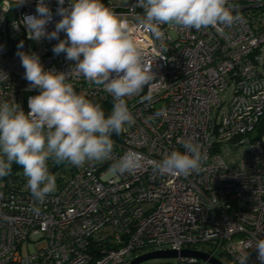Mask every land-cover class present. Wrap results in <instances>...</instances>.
<instances>
[{
	"label": "built area",
	"instance_id": "2783aa9c",
	"mask_svg": "<svg viewBox=\"0 0 264 264\" xmlns=\"http://www.w3.org/2000/svg\"><path fill=\"white\" fill-rule=\"evenodd\" d=\"M37 2L0 0V102L15 101L28 111V98L39 94L24 78L17 55L23 51L37 54L45 70L67 73L78 94L110 100L113 107L104 86L77 74L65 54L53 53L58 40L28 39L22 20L36 15ZM101 2L129 20L156 78L127 98L135 123L114 141L112 158L83 167L66 163L53 173L57 188L43 203L34 201L25 177L0 178V264H130L147 252L183 249L235 264L248 251L247 264H260L256 251L245 246L264 239V135L252 136L264 117V0H229L233 14L243 17L231 27L163 26L162 42L140 27L139 0ZM45 3L52 11L51 32L61 19L58 0ZM149 92L152 102H141ZM186 140L201 148L199 172L153 171L151 160L183 152ZM128 150L142 153L144 166L113 174L112 164Z\"/></svg>",
	"mask_w": 264,
	"mask_h": 264
},
{
	"label": "clouds",
	"instance_id": "9594fccd",
	"mask_svg": "<svg viewBox=\"0 0 264 264\" xmlns=\"http://www.w3.org/2000/svg\"><path fill=\"white\" fill-rule=\"evenodd\" d=\"M24 0H17L22 4ZM58 0L56 14L61 19L55 29L47 32L52 11L45 0H38L36 15H25L22 23L28 39H56L52 51L65 54L74 62L75 71L87 81L102 85L114 104L106 115L101 104L78 94L67 73L45 70L35 53L18 51L24 78L39 94L28 98V111L15 101L0 102V178L8 176L13 164L23 170L26 188L34 201L43 203L56 191V177L49 170V160L67 162L76 167L85 163L110 160L114 150L112 135L121 134L135 123L127 98L139 96L146 85L156 78L150 64L133 37L134 27L127 18L116 15L101 0ZM143 16L140 27L161 42L163 26L182 29H206L224 25L231 27L243 17L229 6V0H139ZM66 33L65 39L59 34ZM23 47V41L18 49ZM161 47H164L161 43ZM3 74V73H2ZM3 76L7 77L5 74ZM163 79V78H162ZM152 102V93L140 97ZM184 151L172 150L159 160L149 163L160 174L187 176L199 172L203 161L201 148L191 140L183 142ZM142 153L128 150L110 171L132 174L144 166ZM34 212L39 209L34 207ZM256 251L257 260L264 264V239L245 246ZM249 252L236 257V264H247Z\"/></svg>",
	"mask_w": 264,
	"mask_h": 264
},
{
	"label": "water",
	"instance_id": "95a60500",
	"mask_svg": "<svg viewBox=\"0 0 264 264\" xmlns=\"http://www.w3.org/2000/svg\"><path fill=\"white\" fill-rule=\"evenodd\" d=\"M180 257H191L196 258L201 261H205L208 264H223L219 259L211 257L203 252L183 249L179 253L175 250H157L152 252H147L138 257L134 258L130 264H142L145 262L155 261V260H168L165 262H153L150 264H172L171 260Z\"/></svg>",
	"mask_w": 264,
	"mask_h": 264
},
{
	"label": "trees",
	"instance_id": "16d2710c",
	"mask_svg": "<svg viewBox=\"0 0 264 264\" xmlns=\"http://www.w3.org/2000/svg\"><path fill=\"white\" fill-rule=\"evenodd\" d=\"M95 103H99L101 104L102 108L104 109L106 115L110 114L111 109H112V102L110 100H106V101H93ZM264 135V117L259 121V123L256 125L252 136L255 139L261 138ZM112 139L116 142L120 141V134H113L112 135ZM67 162L64 163H60V164H56L54 161L49 160L48 162V166H49V170L50 172L53 174L55 173L57 170H59L60 168H63L66 165ZM24 177L23 176V170L20 166L13 164V168L11 173L6 176L5 178H9V177Z\"/></svg>",
	"mask_w": 264,
	"mask_h": 264
},
{
	"label": "rangeland",
	"instance_id": "374dc122",
	"mask_svg": "<svg viewBox=\"0 0 264 264\" xmlns=\"http://www.w3.org/2000/svg\"><path fill=\"white\" fill-rule=\"evenodd\" d=\"M165 261H168V260H163V259L162 260H155V262H165ZM171 261H173V264H177V261L175 259H173ZM221 261L223 264H235L232 259L227 258V257L221 258Z\"/></svg>",
	"mask_w": 264,
	"mask_h": 264
},
{
	"label": "flooded vegetation",
	"instance_id": "af4514ba",
	"mask_svg": "<svg viewBox=\"0 0 264 264\" xmlns=\"http://www.w3.org/2000/svg\"><path fill=\"white\" fill-rule=\"evenodd\" d=\"M153 262H155V261H153ZM152 261H150V262H145V263H142V264H150V263H153ZM172 262V261H171ZM172 264H173V262H172Z\"/></svg>",
	"mask_w": 264,
	"mask_h": 264
}]
</instances>
